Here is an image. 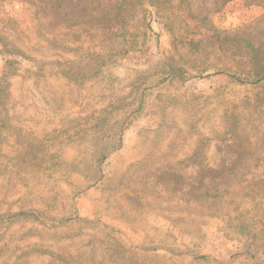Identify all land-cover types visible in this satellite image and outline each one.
<instances>
[{
  "label": "rangeland",
  "instance_id": "rangeland-1",
  "mask_svg": "<svg viewBox=\"0 0 264 264\" xmlns=\"http://www.w3.org/2000/svg\"><path fill=\"white\" fill-rule=\"evenodd\" d=\"M263 75L264 0H0V264L264 262Z\"/></svg>",
  "mask_w": 264,
  "mask_h": 264
},
{
  "label": "trees",
  "instance_id": "trees-1",
  "mask_svg": "<svg viewBox=\"0 0 264 264\" xmlns=\"http://www.w3.org/2000/svg\"><path fill=\"white\" fill-rule=\"evenodd\" d=\"M80 1L83 2L84 5H86V6L93 5L94 2H95V0H87V1H88L87 3H85L86 0H80ZM254 56H255V55H254ZM262 80H264V75L261 77V79H259L258 82H260V81H262ZM230 154H231V153H230ZM239 157H240V156H239ZM233 170H235L234 167H231V166H222V167H220V168H218V169H210L209 172H208V174H209V175H212V176H218V175H221V174H223V173H225V172H229V171H233ZM243 192H244V191H243ZM227 194H228V193H227ZM223 197H224V196H223ZM221 199H222V197H221ZM252 258H253V259H256L254 255H252ZM201 259H206V257H201ZM259 264H260V263H259ZM261 264H264V262H262Z\"/></svg>",
  "mask_w": 264,
  "mask_h": 264
}]
</instances>
